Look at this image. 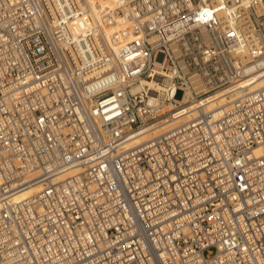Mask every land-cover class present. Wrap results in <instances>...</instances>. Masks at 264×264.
Wrapping results in <instances>:
<instances>
[{
    "label": "built area",
    "instance_id": "built-area-1",
    "mask_svg": "<svg viewBox=\"0 0 264 264\" xmlns=\"http://www.w3.org/2000/svg\"><path fill=\"white\" fill-rule=\"evenodd\" d=\"M262 75L264 0H0V264H264Z\"/></svg>",
    "mask_w": 264,
    "mask_h": 264
},
{
    "label": "bare ground",
    "instance_id": "bare-ground-1",
    "mask_svg": "<svg viewBox=\"0 0 264 264\" xmlns=\"http://www.w3.org/2000/svg\"><path fill=\"white\" fill-rule=\"evenodd\" d=\"M91 4L92 14L95 16V19L106 9H111L116 6V0H89ZM151 85L154 84V82L149 81ZM264 88V75L250 80L248 82H245L241 84L237 90L233 93L232 97H238L241 92L245 93H251L255 91L256 89ZM232 98V100L234 99ZM229 97L221 94L212 98L210 102L208 103L209 107H214L216 105L218 106H224L228 103ZM194 114H181L177 115L172 121L164 124L163 126L148 131L141 136L134 137L130 139L126 143L127 149H132L135 146L139 145V143L149 139L150 137H153L154 135H157L159 133H162L166 131L167 129H170L171 127H176L180 124H182L184 121H188L191 117H193ZM264 151V146L258 147L256 149V153L260 154ZM78 169H69L62 173L58 177V181H62L66 179L67 177H70L75 172H77ZM39 175V171L32 172L24 176L23 178L18 179L17 181L13 182L10 185V190H8L6 193L9 194L10 197L13 198L14 201H23L31 196L37 195L43 188L44 183L41 179L36 180V177ZM5 193V194H6ZM1 198V196H0ZM0 208H1V199H0Z\"/></svg>",
    "mask_w": 264,
    "mask_h": 264
},
{
    "label": "rangeland",
    "instance_id": "rangeland-1",
    "mask_svg": "<svg viewBox=\"0 0 264 264\" xmlns=\"http://www.w3.org/2000/svg\"><path fill=\"white\" fill-rule=\"evenodd\" d=\"M180 96V95H179Z\"/></svg>",
    "mask_w": 264,
    "mask_h": 264
}]
</instances>
